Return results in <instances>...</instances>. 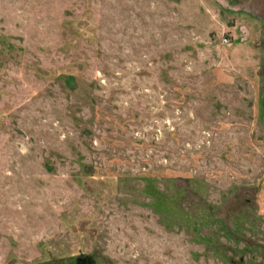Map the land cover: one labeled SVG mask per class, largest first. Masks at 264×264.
Listing matches in <instances>:
<instances>
[{"label": "rangeland", "instance_id": "obj_1", "mask_svg": "<svg viewBox=\"0 0 264 264\" xmlns=\"http://www.w3.org/2000/svg\"><path fill=\"white\" fill-rule=\"evenodd\" d=\"M264 264V0H0V264Z\"/></svg>", "mask_w": 264, "mask_h": 264}, {"label": "flooded vegetation", "instance_id": "obj_2", "mask_svg": "<svg viewBox=\"0 0 264 264\" xmlns=\"http://www.w3.org/2000/svg\"><path fill=\"white\" fill-rule=\"evenodd\" d=\"M78 264H87V260L79 259Z\"/></svg>", "mask_w": 264, "mask_h": 264}, {"label": "water", "instance_id": "obj_3", "mask_svg": "<svg viewBox=\"0 0 264 264\" xmlns=\"http://www.w3.org/2000/svg\"><path fill=\"white\" fill-rule=\"evenodd\" d=\"M87 263H89V262H87Z\"/></svg>", "mask_w": 264, "mask_h": 264}]
</instances>
